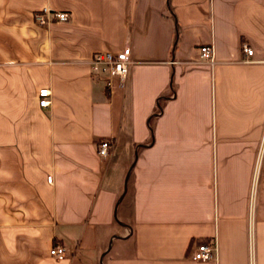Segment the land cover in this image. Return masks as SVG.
Returning a JSON list of instances; mask_svg holds the SVG:
<instances>
[{"label": "crops", "instance_id": "1", "mask_svg": "<svg viewBox=\"0 0 264 264\" xmlns=\"http://www.w3.org/2000/svg\"><path fill=\"white\" fill-rule=\"evenodd\" d=\"M0 264H264V0H0Z\"/></svg>", "mask_w": 264, "mask_h": 264}, {"label": "built area", "instance_id": "2", "mask_svg": "<svg viewBox=\"0 0 264 264\" xmlns=\"http://www.w3.org/2000/svg\"><path fill=\"white\" fill-rule=\"evenodd\" d=\"M33 21L38 26H47L53 21H67L69 14L63 11H51L48 8H42L35 11L32 15ZM199 59L213 64V55L211 45H202L199 47ZM241 50L248 56L253 55V50L246 44H242ZM130 60V46L126 43L122 49L115 53L94 52L87 65L92 74L98 75L104 81L106 88H110L112 78L117 79V86L124 87L128 75ZM50 92L47 88H41L37 91L38 106L46 107L49 104ZM112 140L109 138L102 139L97 147V154L101 159L108 160L112 148ZM259 163V161H257ZM258 167V165H257ZM46 181L50 183L51 177L47 176ZM48 255L56 260H61L64 255V248L60 245H54L48 250ZM190 259L195 261H207L216 259V247L214 243H200L190 253Z\"/></svg>", "mask_w": 264, "mask_h": 264}]
</instances>
